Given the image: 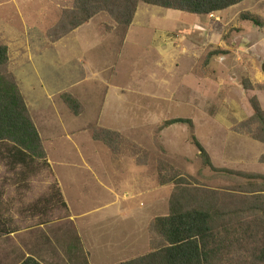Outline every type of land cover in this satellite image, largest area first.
Masks as SVG:
<instances>
[{
    "label": "rangeland",
    "instance_id": "rangeland-1",
    "mask_svg": "<svg viewBox=\"0 0 264 264\" xmlns=\"http://www.w3.org/2000/svg\"><path fill=\"white\" fill-rule=\"evenodd\" d=\"M73 5L0 0L7 69L48 162L23 175L0 158V212L15 228L0 237V264L31 255L119 264L162 243L152 223L169 213L175 189L223 207L230 193L264 184L251 177L264 176V121L251 104L257 98L264 111V0L202 15L140 2L127 27L103 11L53 41ZM177 118L191 124L167 123ZM194 138L214 167L233 173L207 166ZM54 183L70 206L47 201Z\"/></svg>",
    "mask_w": 264,
    "mask_h": 264
},
{
    "label": "trees",
    "instance_id": "trees-1",
    "mask_svg": "<svg viewBox=\"0 0 264 264\" xmlns=\"http://www.w3.org/2000/svg\"><path fill=\"white\" fill-rule=\"evenodd\" d=\"M244 0H74V5L49 35L53 41L89 22L97 14L107 11L115 21L129 26L140 2L192 14H210L227 9ZM244 20L260 25L258 17L244 14ZM10 50L0 44V158L8 171L23 175L36 174L46 160L40 133L30 114L27 102L15 76L8 72ZM63 99L74 112L79 105L71 95ZM254 118L264 121V111L257 98L251 100ZM189 123L177 118L167 123ZM204 163L215 171H229L214 167L203 145L194 138ZM24 172H27L24 174ZM250 177L248 174H242ZM264 181L263 175H251ZM250 186L254 184L249 183ZM230 193L226 204L218 206L215 198L193 202L188 188L175 189L167 215L158 216L152 229L162 239L148 253L119 264H264V184L259 189ZM47 201L66 207L57 184ZM44 202V201H43ZM40 202V203H43ZM10 218L0 212V237L15 231ZM20 264H43L27 257Z\"/></svg>",
    "mask_w": 264,
    "mask_h": 264
},
{
    "label": "crops",
    "instance_id": "crops-1",
    "mask_svg": "<svg viewBox=\"0 0 264 264\" xmlns=\"http://www.w3.org/2000/svg\"><path fill=\"white\" fill-rule=\"evenodd\" d=\"M88 23V22H87ZM84 25V24H83ZM221 53V52H220ZM64 195V194H63ZM65 201L67 202V204H68V206H70V203L68 202V200H66V198H65ZM79 222V221H78ZM80 228H81V226H80ZM12 233V232H11ZM31 257H32V255H31ZM34 257V256H33Z\"/></svg>",
    "mask_w": 264,
    "mask_h": 264
}]
</instances>
